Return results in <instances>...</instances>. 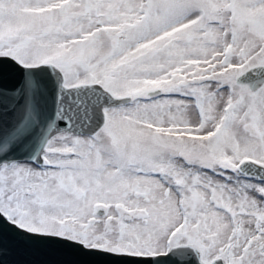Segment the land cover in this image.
Segmentation results:
<instances>
[{
  "label": "snow or ice",
  "instance_id": "snow-or-ice-1",
  "mask_svg": "<svg viewBox=\"0 0 264 264\" xmlns=\"http://www.w3.org/2000/svg\"><path fill=\"white\" fill-rule=\"evenodd\" d=\"M0 264H264V0H0Z\"/></svg>",
  "mask_w": 264,
  "mask_h": 264
}]
</instances>
